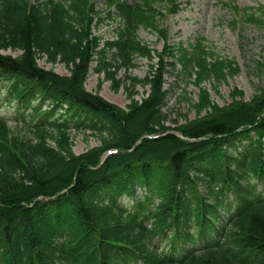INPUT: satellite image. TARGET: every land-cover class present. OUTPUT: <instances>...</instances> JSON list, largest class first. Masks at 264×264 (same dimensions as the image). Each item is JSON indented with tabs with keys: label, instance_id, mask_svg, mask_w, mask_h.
<instances>
[{
	"label": "trees",
	"instance_id": "16d2710c",
	"mask_svg": "<svg viewBox=\"0 0 264 264\" xmlns=\"http://www.w3.org/2000/svg\"><path fill=\"white\" fill-rule=\"evenodd\" d=\"M94 1L0 3V91L31 137L0 114V264H264V93L161 128L175 64L200 80L217 63L201 44L171 47L167 30L163 54L139 41L141 27L158 32L157 17L178 14L174 0L168 15L149 0H104L124 22L105 43ZM154 56L145 80L123 81L151 90L127 110L85 88L92 70L118 84V70ZM72 131L98 134L101 147L76 155Z\"/></svg>",
	"mask_w": 264,
	"mask_h": 264
},
{
	"label": "rangeland",
	"instance_id": "374dc122",
	"mask_svg": "<svg viewBox=\"0 0 264 264\" xmlns=\"http://www.w3.org/2000/svg\"><path fill=\"white\" fill-rule=\"evenodd\" d=\"M37 1L45 0H30L33 5ZM149 1L154 4L156 10L166 15L172 8L167 0ZM174 5L179 6L178 14L166 18L157 17L159 33L141 27L138 31L139 41L149 50L163 54L166 43L162 32L167 30L171 47L192 52L201 44L203 47L200 52L203 58L206 56L208 62L217 63L219 68L214 72L208 70V74L198 80L197 74L187 76L180 63L175 64L173 59H164L168 64L174 63L175 69L163 79V88H166L169 94L162 110L165 118L163 117L161 128L173 129L199 121L207 116L206 106L228 108L233 104L249 103L264 93V0H174ZM95 6L96 11L103 15L101 23L99 19L94 21V34L100 36L103 43L113 41L117 36V29L123 28V20L108 14L104 0L97 1ZM3 54L13 57L21 55L20 52L11 50ZM159 62L160 59L156 56L152 60L135 57L134 68L121 69L114 73L118 84L107 79L105 74L92 70L85 88L88 92L99 94L106 101L127 110L134 100L141 102L148 97L151 90L149 86L143 87L140 84L132 88V83L126 81L124 84L123 81L127 77L137 81L145 80L149 66ZM39 65L59 75L70 76V68L65 64H51L43 58L39 60ZM92 66L94 69L96 63ZM226 66L229 69L224 70ZM5 95V89L0 91V114L9 120L8 126L15 136L30 139L21 125L16 126L13 120L16 110L13 104L3 103ZM205 95L207 101H203ZM70 142L78 156L102 145L99 135L89 131H72Z\"/></svg>",
	"mask_w": 264,
	"mask_h": 264
}]
</instances>
